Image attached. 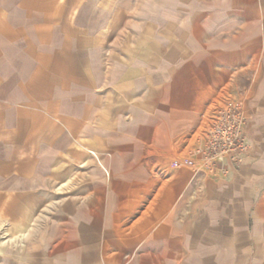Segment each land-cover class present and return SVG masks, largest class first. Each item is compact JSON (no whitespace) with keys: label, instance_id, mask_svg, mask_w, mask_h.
Wrapping results in <instances>:
<instances>
[{"label":"crops","instance_id":"crops-1","mask_svg":"<svg viewBox=\"0 0 264 264\" xmlns=\"http://www.w3.org/2000/svg\"><path fill=\"white\" fill-rule=\"evenodd\" d=\"M0 264H264V0H0Z\"/></svg>","mask_w":264,"mask_h":264},{"label":"built area","instance_id":"built-area-1","mask_svg":"<svg viewBox=\"0 0 264 264\" xmlns=\"http://www.w3.org/2000/svg\"><path fill=\"white\" fill-rule=\"evenodd\" d=\"M247 116L238 104H228L210 116L209 127L200 144L194 149L193 157L182 163L193 167L198 164L211 166L230 162L239 165L249 144L244 133ZM94 155V154H93Z\"/></svg>","mask_w":264,"mask_h":264},{"label":"rangeland","instance_id":"rangeland-1","mask_svg":"<svg viewBox=\"0 0 264 264\" xmlns=\"http://www.w3.org/2000/svg\"><path fill=\"white\" fill-rule=\"evenodd\" d=\"M95 159H96V156L95 155H93V153L91 152L90 153ZM96 161H97V159H96ZM98 163V162H97ZM102 170H103V172H104V174H105V176H107L108 174H107V171L105 170V169H103L102 168Z\"/></svg>","mask_w":264,"mask_h":264}]
</instances>
